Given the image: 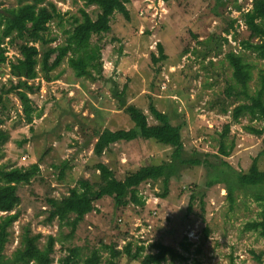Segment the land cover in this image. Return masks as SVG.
Masks as SVG:
<instances>
[{
	"label": "rangeland",
	"instance_id": "1",
	"mask_svg": "<svg viewBox=\"0 0 264 264\" xmlns=\"http://www.w3.org/2000/svg\"><path fill=\"white\" fill-rule=\"evenodd\" d=\"M47 1L57 6L63 21L60 25L50 22L29 42L37 48L43 43H49L48 48H59L72 18L80 16L79 9H85L93 19L98 13L96 6H85L83 0ZM252 1L131 0L127 5L130 20L116 13L111 18V29L100 39L102 54L92 51L88 66L91 78L76 77L69 54L54 67L58 52L49 56V79L38 61L36 76L28 82L40 88L29 95L34 108L32 123L25 120L15 95L5 96L0 106V129L10 134L0 148V167L28 168L30 173L29 181L16 184L19 215L5 250L7 259L19 247L22 229L27 226L43 235L42 243L47 235L55 236L52 264H57L68 247H80L78 264H83L93 250L105 260L108 252L104 245L115 244L122 249L128 242L133 248L144 246L143 253L155 252L152 244L161 242L183 255V259H168L161 264H264V239L243 228L259 218L258 204L237 191L230 208L225 184L207 185L211 171L226 168L222 162L246 172L257 159L264 169V135L245 130L259 123L248 117L233 121L230 111L244 100L224 95L231 79V69L224 60L227 52L242 53L254 64L252 88L259 71L264 70V59L240 46L249 35L242 15L251 9ZM0 5L13 7L17 0H0ZM24 40L14 34L3 42L6 61L0 64V91L18 82L10 72V64L20 57ZM157 44L163 45L167 60L154 64L151 56H159ZM125 87L127 104L143 111L150 124L155 123L148 109L150 102L168 114L173 124H183L182 157L199 159L201 164L186 165L181 176L171 182L164 200L157 198L162 192L158 181L139 186L144 206L116 208L109 197L97 201L96 210L69 238L68 226L57 221L45 223L48 198L67 195L80 178L99 183L95 168L98 163L106 164L118 180H123L142 166L169 160L173 152L153 140L137 139L114 143L99 157L93 153L94 130L134 127L112 96L114 90ZM224 108L228 112H223ZM226 124L230 131L225 143L233 147L228 156H223L219 144ZM191 195L195 199L188 211ZM252 252L260 255V260ZM120 264L140 262L123 255Z\"/></svg>",
	"mask_w": 264,
	"mask_h": 264
},
{
	"label": "trees",
	"instance_id": "2",
	"mask_svg": "<svg viewBox=\"0 0 264 264\" xmlns=\"http://www.w3.org/2000/svg\"><path fill=\"white\" fill-rule=\"evenodd\" d=\"M85 6H96L98 13L93 19L83 8L79 9L80 16L72 18L71 28L65 31L63 44L56 49L48 48L49 43L40 44L39 48L30 45L36 39L40 31L45 30L46 25L56 21L59 25L63 16L57 6L47 0H17V5L4 8L0 5V64L6 61L4 56L3 42L14 34L22 36L26 40L20 45V57L10 64L11 74L18 79L9 88L0 91V106L3 105L4 97L13 94L19 100L25 120L32 123L34 108L30 94H34L40 88L28 83L36 76V65L40 60L42 70L46 79L48 76L49 56L57 53V64L60 59L69 54L70 64L74 67L77 78H91L88 71L89 60L93 52L101 55L104 46L101 37L111 29V18L121 14L126 20H130L127 5L131 0H83ZM168 2L169 0H162ZM243 23L249 33L248 37L240 41V46L245 52L253 54L256 58L264 59V0H253L251 9L242 15ZM233 28V21L230 24ZM229 32V30H226ZM96 38V39H95ZM159 56H151L154 64L167 60L162 44H157ZM93 51V52H92ZM225 62L231 69V79L227 84L224 95L227 98L235 97L244 102L236 104L230 111L231 118L237 122L242 117H248L250 121L259 123L258 127L248 125L245 130L256 136L264 135V70H260L255 87L253 82L254 64L249 62L242 53L229 51L224 56ZM23 79L24 82H21ZM126 87L112 92L113 98L118 106L128 114L134 127L130 129L102 131L94 130L92 139L95 140L93 153L101 156L111 145L118 142H132L137 139L145 141L153 140L163 146L173 149L170 159L159 164L142 166L137 171L127 174L123 180H118L114 172L104 163H98L96 170L99 171V183H93L88 179L80 178L74 187L70 188L68 194L61 198H48L47 217L45 223L50 224L57 221L61 225L70 228L68 237L71 238L80 222L96 210L95 203L109 197L114 207L126 208L129 204L144 206L145 200L140 196L138 188L143 183L158 182L162 184V192L157 198L166 199L170 184L178 179L186 165H200L201 161L187 160L183 154V124H173L168 114L159 111L153 103L149 104V112L154 124H150L146 114L133 105L127 104ZM228 112L227 108L222 109ZM230 131V125L226 124L219 144V152L228 156L233 144L227 146L225 139ZM10 138L9 132L0 129V148ZM225 169L211 171L208 186L223 183L227 190V199L230 208L236 200V192H242L250 196L260 207L257 220L249 221L243 226L245 231L257 232L264 239V169H261L257 159H254L246 172L238 171L222 162ZM63 171L61 172V174ZM28 168L14 167L7 169L0 167V264H52L55 254L56 238L49 234L45 241L41 240V233H33L29 227H24L19 240V247L13 252L11 258H6L5 250L10 242L11 229L18 219L19 213L16 208L20 202L17 183L29 181ZM195 197L191 195L188 211H191ZM207 235V233H206ZM108 252L103 260L98 250H93L84 260L83 264H120V259L125 255L131 261H139L140 264H161L168 259L174 261L183 259V255L173 247L161 242L152 244L153 253H143L144 246L128 242L122 249L115 244L104 245ZM64 255L58 259L57 264H78L80 258V247H68ZM256 260L260 255L252 252ZM233 264V263H231Z\"/></svg>",
	"mask_w": 264,
	"mask_h": 264
}]
</instances>
